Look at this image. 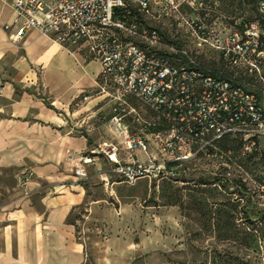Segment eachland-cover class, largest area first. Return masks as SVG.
I'll list each match as a JSON object with an SVG mask.
<instances>
[{
    "label": "rangeland",
    "instance_id": "obj_1",
    "mask_svg": "<svg viewBox=\"0 0 264 264\" xmlns=\"http://www.w3.org/2000/svg\"><path fill=\"white\" fill-rule=\"evenodd\" d=\"M261 1L153 0L145 13L134 0H124L130 19L156 28L166 42L184 46L206 66L216 64V53L198 46L191 28L200 23L227 29L234 20L252 21L261 13ZM64 50L53 58L58 89L79 78L88 83L82 72L94 75L74 99L83 104L75 118L86 117L80 129L88 140L86 153L93 156L82 165L86 176L78 181L83 201L68 218L81 246V264H264V137L253 146L237 137L223 138L209 154L156 175L153 165L168 157L151 139L146 151L129 149L126 142L134 130L144 133L148 123L157 122L156 114L127 97L137 115L124 108L128 129L119 136L109 124L113 100L99 90L98 63L84 50ZM261 69L264 76V63ZM110 143L117 146L121 164L150 157L151 170L127 183L103 152ZM248 226L254 234L250 245Z\"/></svg>",
    "mask_w": 264,
    "mask_h": 264
},
{
    "label": "built area",
    "instance_id": "obj_2",
    "mask_svg": "<svg viewBox=\"0 0 264 264\" xmlns=\"http://www.w3.org/2000/svg\"><path fill=\"white\" fill-rule=\"evenodd\" d=\"M1 1L14 11L12 22L4 25L6 30L13 28L14 43L37 30L61 46L85 50L99 64V90L113 100L109 124L119 136L128 129L124 108L137 115L127 97L156 114L158 121L148 123L144 133L134 130L126 138L129 149L144 151L151 139L168 157L153 165L156 175L209 154L223 138L237 137L253 146L256 138L264 137L263 1L252 21L234 20L227 29L200 23L191 28L197 45L216 53L211 66L192 57L184 46L166 42L156 28L130 19L124 0ZM134 1L140 11L150 12L153 0ZM116 150L110 143L103 152L127 183L151 170L150 157L147 162L121 164ZM92 159L82 156L75 174L85 177L82 165ZM31 176V171L22 172L18 184L25 186Z\"/></svg>",
    "mask_w": 264,
    "mask_h": 264
},
{
    "label": "crops",
    "instance_id": "obj_3",
    "mask_svg": "<svg viewBox=\"0 0 264 264\" xmlns=\"http://www.w3.org/2000/svg\"><path fill=\"white\" fill-rule=\"evenodd\" d=\"M13 17L0 0V264H81L68 218L84 198L74 167L89 144L80 129L86 117L75 118L83 104L74 99L94 75L82 72L88 83L79 78L58 89L53 58L74 46L37 30L14 43L13 28H4ZM27 170L31 178L19 185Z\"/></svg>",
    "mask_w": 264,
    "mask_h": 264
},
{
    "label": "trees",
    "instance_id": "obj_4",
    "mask_svg": "<svg viewBox=\"0 0 264 264\" xmlns=\"http://www.w3.org/2000/svg\"><path fill=\"white\" fill-rule=\"evenodd\" d=\"M264 2V0H262ZM132 12L129 13L128 16H131ZM241 142V140H239ZM253 228L248 226V231L246 232L245 239L248 241L249 245L253 241Z\"/></svg>",
    "mask_w": 264,
    "mask_h": 264
}]
</instances>
